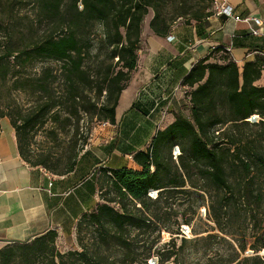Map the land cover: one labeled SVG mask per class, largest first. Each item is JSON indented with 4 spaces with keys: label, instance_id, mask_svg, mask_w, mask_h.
Here are the masks:
<instances>
[{
    "label": "trees",
    "instance_id": "trees-1",
    "mask_svg": "<svg viewBox=\"0 0 264 264\" xmlns=\"http://www.w3.org/2000/svg\"><path fill=\"white\" fill-rule=\"evenodd\" d=\"M150 11L148 27L158 36H167L177 21L213 14L212 0H0V118L13 126L25 162L70 172L89 123L116 122ZM210 57L196 61L182 79L187 112H177L148 147L131 155L135 168L100 166L91 174L99 200L76 225L78 235L88 231L90 243L61 252L56 233L48 231L0 248V264H149L155 249L160 263L175 260L186 242L198 240L180 225L191 222L202 201L207 216L232 238L226 255H209L202 264H264L258 253L264 247V83H257L264 60ZM252 115L258 119L249 120ZM47 121L45 144L33 147V131ZM183 194L193 200L178 214L172 204ZM233 212L249 229L253 254H242L246 241L226 226ZM162 230L170 238L157 245Z\"/></svg>",
    "mask_w": 264,
    "mask_h": 264
},
{
    "label": "crops",
    "instance_id": "crops-1",
    "mask_svg": "<svg viewBox=\"0 0 264 264\" xmlns=\"http://www.w3.org/2000/svg\"><path fill=\"white\" fill-rule=\"evenodd\" d=\"M226 2L238 19L211 14L190 24L177 21L169 33L171 40L151 31L142 38L137 67L116 106V122H98L90 129L70 172L56 174L25 162L18 153L13 126L7 117L0 118V248L54 231L55 247L68 250L79 218L99 200L92 170L136 167L129 155L148 147L155 132L177 112H187L182 79L196 61L209 53L218 61L225 56L238 63L264 60V24L255 35L251 32L255 24L245 19L264 18V0ZM226 45L231 46L230 53L223 54L220 50ZM211 46L216 49L212 51ZM257 83H264V70Z\"/></svg>",
    "mask_w": 264,
    "mask_h": 264
},
{
    "label": "rangeland",
    "instance_id": "rangeland-1",
    "mask_svg": "<svg viewBox=\"0 0 264 264\" xmlns=\"http://www.w3.org/2000/svg\"><path fill=\"white\" fill-rule=\"evenodd\" d=\"M152 12L150 11L143 20L142 24V34L143 37L146 36L150 29L148 27V20ZM20 100H23V95H17V102L20 103ZM98 123V121H92L90 126L91 128ZM102 123V121H101ZM51 126V122L47 121L43 126L39 127L37 130H34L32 133L31 142L33 147H40V145H44L46 142V135L48 134V129ZM179 150H176V154L172 152V156L175 160H177L176 156L178 155ZM132 166V165H131ZM180 199L176 200L172 204V208L175 210L177 208L178 214L181 213V209L188 203V201L193 200V195L191 194H183ZM180 200V201H179ZM205 201V200H204ZM181 202V205H176V203ZM232 222L228 223L226 226L230 229L234 230L235 234H233V238L237 237L238 239H243L246 241L247 246L245 251L242 254H253L252 249L248 247L251 238L249 237V229L244 230L245 222L237 217V213H231ZM248 222V221H247ZM180 229L182 233L188 237L194 239L198 238L197 241H188L185 243L183 250L179 252L177 258L173 260L172 258L160 263L159 262V254L156 249L152 250V254L147 259V263L149 264H202L204 259L211 255L215 260L220 259V255H226L229 252V241H232V238L228 235L223 234L218 229L216 223L207 216L206 203L203 201L196 207V213L193 215L191 222L189 224L180 225ZM184 230V231H183ZM210 234L211 236L206 237L204 239H200L201 237H205ZM170 238V234L167 231H161V238L157 245L166 242ZM179 238L175 240L176 246L179 244ZM91 242V237L86 229H83L79 235L76 233L75 241L72 246L69 248L71 250H81L84 245H87ZM56 250H58L55 247ZM264 247L258 251L259 254H263ZM113 255V253H112ZM57 260V258H56ZM59 264V263H56ZM137 264V263H134Z\"/></svg>",
    "mask_w": 264,
    "mask_h": 264
},
{
    "label": "built area",
    "instance_id": "built-area-1",
    "mask_svg": "<svg viewBox=\"0 0 264 264\" xmlns=\"http://www.w3.org/2000/svg\"><path fill=\"white\" fill-rule=\"evenodd\" d=\"M227 0H212V11H213V14L215 15H228V16H233L235 19H238L239 16L238 15H235L234 12H233V9L232 7L227 4L226 2ZM246 20H251L255 25L254 27L251 28V32L255 35H258L261 33L260 31V26L264 24V18H261V17H256V16H247L245 17ZM167 38L169 40H171L173 38V35L171 34H168L167 35ZM216 49V46H211V50H215ZM230 49H231V46L230 45H226V46H223L222 47V50L227 52V53H230ZM249 120L251 121H256L258 119V116L257 115H252L251 117L248 118ZM106 122H102V124H105ZM176 150L178 151V148L175 147L173 149V153L176 154ZM131 155H129L130 157ZM98 169V167H95L91 174H93L94 172H96ZM148 194L149 196L151 197H155L156 194H157V190L155 189H150L148 191ZM184 231V230H183ZM263 253H264V250H263Z\"/></svg>",
    "mask_w": 264,
    "mask_h": 264
}]
</instances>
